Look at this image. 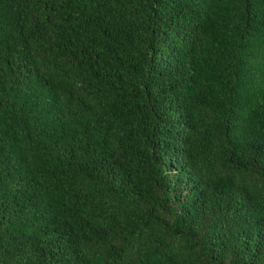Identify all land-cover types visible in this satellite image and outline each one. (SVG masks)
<instances>
[{
    "label": "trees",
    "instance_id": "obj_1",
    "mask_svg": "<svg viewBox=\"0 0 264 264\" xmlns=\"http://www.w3.org/2000/svg\"><path fill=\"white\" fill-rule=\"evenodd\" d=\"M0 264H264V0H0Z\"/></svg>",
    "mask_w": 264,
    "mask_h": 264
}]
</instances>
